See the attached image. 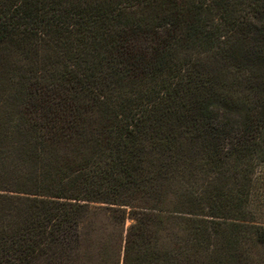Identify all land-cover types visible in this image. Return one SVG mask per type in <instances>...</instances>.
Returning a JSON list of instances; mask_svg holds the SVG:
<instances>
[{"label":"trees","instance_id":"trees-1","mask_svg":"<svg viewBox=\"0 0 264 264\" xmlns=\"http://www.w3.org/2000/svg\"><path fill=\"white\" fill-rule=\"evenodd\" d=\"M0 264H264V0H0Z\"/></svg>","mask_w":264,"mask_h":264},{"label":"rangeland","instance_id":"rangeland-1","mask_svg":"<svg viewBox=\"0 0 264 264\" xmlns=\"http://www.w3.org/2000/svg\"><path fill=\"white\" fill-rule=\"evenodd\" d=\"M96 215H92V217L87 220L82 228H115L112 225L111 220L108 218L106 214V210L99 208L96 212ZM133 221L129 218L126 219L125 224L120 228H125L126 230L131 226ZM119 228V227H117Z\"/></svg>","mask_w":264,"mask_h":264}]
</instances>
